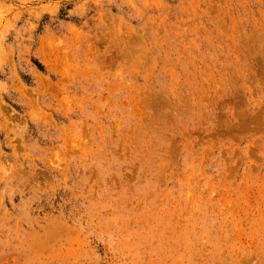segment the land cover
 <instances>
[{"label": "rangeland", "instance_id": "rangeland-1", "mask_svg": "<svg viewBox=\"0 0 264 264\" xmlns=\"http://www.w3.org/2000/svg\"><path fill=\"white\" fill-rule=\"evenodd\" d=\"M0 264H264V0H0Z\"/></svg>", "mask_w": 264, "mask_h": 264}]
</instances>
